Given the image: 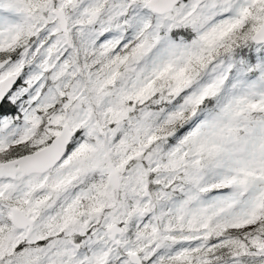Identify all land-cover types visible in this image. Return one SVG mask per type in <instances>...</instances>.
<instances>
[{"label":"snow or ice","instance_id":"6c2138e0","mask_svg":"<svg viewBox=\"0 0 264 264\" xmlns=\"http://www.w3.org/2000/svg\"><path fill=\"white\" fill-rule=\"evenodd\" d=\"M0 264H264V0H0Z\"/></svg>","mask_w":264,"mask_h":264}]
</instances>
